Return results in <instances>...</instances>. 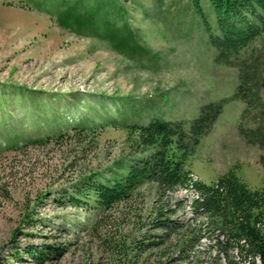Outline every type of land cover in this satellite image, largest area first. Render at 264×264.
<instances>
[{
  "label": "rangeland",
  "instance_id": "obj_1",
  "mask_svg": "<svg viewBox=\"0 0 264 264\" xmlns=\"http://www.w3.org/2000/svg\"><path fill=\"white\" fill-rule=\"evenodd\" d=\"M118 1L144 57L61 29L31 0H0V264H226L223 238L194 212V189L162 196L150 184L106 211L66 198L134 157L125 124L192 121L202 105L220 103L187 163L193 181L210 185L233 171L251 189L264 187L262 152L239 135L238 70L216 62L190 2ZM159 219L184 228L158 229ZM154 239L166 244L152 248Z\"/></svg>",
  "mask_w": 264,
  "mask_h": 264
},
{
  "label": "trees",
  "instance_id": "obj_2",
  "mask_svg": "<svg viewBox=\"0 0 264 264\" xmlns=\"http://www.w3.org/2000/svg\"><path fill=\"white\" fill-rule=\"evenodd\" d=\"M188 1L210 32L211 44L217 51L216 62L238 70L236 98L245 104L239 135L247 145L260 149V164L264 168V0ZM31 2L35 8L47 12L63 30L103 41L127 57L149 54L118 0ZM204 2L213 12L218 35L213 33ZM47 5L50 7L46 8ZM222 109L220 103H209L200 107L192 121L153 117L143 124H125L134 157L116 163L110 177L100 173L86 177L66 198L76 207L91 205L106 211L127 203L146 185H157L162 196L179 187L191 188L198 195L192 203L195 214L206 219L208 227L223 238L220 247L226 264H264V187L251 189L233 171L208 185L193 181L187 168L200 141L213 130ZM156 226L173 233L184 228L169 219H159ZM165 244L163 239H154L150 246ZM30 255L42 259L45 252L33 249Z\"/></svg>",
  "mask_w": 264,
  "mask_h": 264
}]
</instances>
